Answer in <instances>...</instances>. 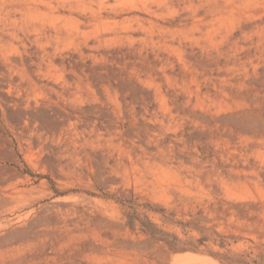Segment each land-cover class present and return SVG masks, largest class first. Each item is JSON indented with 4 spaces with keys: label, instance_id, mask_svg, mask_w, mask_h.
Returning <instances> with one entry per match:
<instances>
[{
    "label": "rangeland",
    "instance_id": "obj_1",
    "mask_svg": "<svg viewBox=\"0 0 264 264\" xmlns=\"http://www.w3.org/2000/svg\"><path fill=\"white\" fill-rule=\"evenodd\" d=\"M193 11H126L115 19L132 29L155 24L73 49L78 74H64L83 98L40 97L50 113L32 149L0 104V189L15 196L0 264H264V29L234 10L211 39ZM161 26L180 42L160 41ZM163 165L174 178L160 191Z\"/></svg>",
    "mask_w": 264,
    "mask_h": 264
},
{
    "label": "bare ground",
    "instance_id": "obj_2",
    "mask_svg": "<svg viewBox=\"0 0 264 264\" xmlns=\"http://www.w3.org/2000/svg\"><path fill=\"white\" fill-rule=\"evenodd\" d=\"M133 1L134 4L123 6L121 0H0V104L22 147L32 149L39 145V123H43L49 112V105L40 97L54 100L62 96L71 105L83 98V88L76 78L64 74L68 69H74L78 74L81 64L76 62L73 49L85 58L92 36L97 40L107 39L120 35L123 28H126V33L135 30L148 33V29L143 27L145 22L151 26L155 24L153 20L137 17L138 28L132 29L128 24L130 18L115 19L121 13L138 9L152 17H160L168 7L188 4L194 8L193 30L211 39L223 36V29L234 10L247 18H255L256 26L264 29L263 0ZM62 9L70 14H59ZM105 12L109 14L105 15ZM123 24L126 27H122ZM180 34L178 30L161 26L157 38L174 45L180 42ZM56 50L69 51V62L64 59L57 61ZM59 79L62 85H59ZM38 105L41 107L36 109ZM59 109L51 108V115L61 114ZM79 118L71 112L64 123L72 125V121ZM84 126L78 127L83 132H78L81 140L86 139ZM161 169L155 187L165 191L166 184L174 175L171 176L164 165ZM14 198L7 190L0 189V216L8 212V202ZM23 217L22 213L17 216L18 219Z\"/></svg>",
    "mask_w": 264,
    "mask_h": 264
}]
</instances>
